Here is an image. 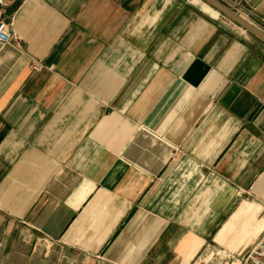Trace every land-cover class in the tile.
I'll return each mask as SVG.
<instances>
[{"label": "crops", "instance_id": "0c3cea01", "mask_svg": "<svg viewBox=\"0 0 264 264\" xmlns=\"http://www.w3.org/2000/svg\"><path fill=\"white\" fill-rule=\"evenodd\" d=\"M217 1L264 33V0ZM0 2V264H240L264 42L201 0Z\"/></svg>", "mask_w": 264, "mask_h": 264}, {"label": "built area", "instance_id": "2783aa9c", "mask_svg": "<svg viewBox=\"0 0 264 264\" xmlns=\"http://www.w3.org/2000/svg\"><path fill=\"white\" fill-rule=\"evenodd\" d=\"M234 12V11H233ZM12 39L10 26L0 16V44L6 45ZM43 66L40 63L32 65V70L35 72L41 71ZM242 264H264V235L259 242L244 256Z\"/></svg>", "mask_w": 264, "mask_h": 264}, {"label": "water", "instance_id": "95a60500", "mask_svg": "<svg viewBox=\"0 0 264 264\" xmlns=\"http://www.w3.org/2000/svg\"><path fill=\"white\" fill-rule=\"evenodd\" d=\"M205 4H207L212 9L216 10L220 15L227 18L234 24L238 25L240 28H242L244 31L248 32L252 36L258 38L262 42H264V33L253 26L251 23L244 20L242 17L234 13L231 9H229L224 4L220 3L217 0H201ZM0 8H1V2H0Z\"/></svg>", "mask_w": 264, "mask_h": 264}, {"label": "rangeland", "instance_id": "374dc122", "mask_svg": "<svg viewBox=\"0 0 264 264\" xmlns=\"http://www.w3.org/2000/svg\"><path fill=\"white\" fill-rule=\"evenodd\" d=\"M240 264H242V260H241Z\"/></svg>", "mask_w": 264, "mask_h": 264}]
</instances>
